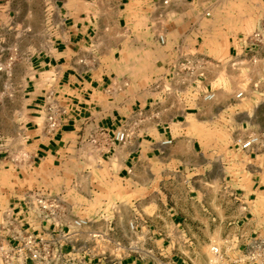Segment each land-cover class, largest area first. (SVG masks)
<instances>
[{"label": "crops", "instance_id": "obj_1", "mask_svg": "<svg viewBox=\"0 0 264 264\" xmlns=\"http://www.w3.org/2000/svg\"><path fill=\"white\" fill-rule=\"evenodd\" d=\"M123 1L106 0L118 11V27L136 21L142 9L148 23L152 18L159 22L157 37L165 39L160 46H166L168 34L172 39L181 34L172 47L175 56L158 65L157 79L146 92L131 95L115 91L110 75L102 72L101 45L88 42L86 18L82 26L76 22L55 30L54 41L30 58L22 93L19 154L25 155L27 177L44 178L24 193L61 196L69 215L73 202L94 201L93 227L139 249L124 264H208L209 247L226 236L239 241L238 251L254 240L264 241V63L245 74L241 99L226 92L218 95L213 88L214 100L204 101L212 73L220 66L231 69L245 49L246 35L225 38L224 62L183 56L188 38L197 42L202 34L211 38L218 32L214 28L206 33L195 24L203 0H131L134 6L122 9ZM236 1L241 3L239 12H246L247 0H227L228 7ZM71 2L63 0L67 16ZM7 11L8 2L0 0V32L9 25ZM230 12L225 16H233ZM173 19L184 20L187 28L175 30ZM81 60L89 67H81ZM91 63L99 64L95 68ZM201 72L203 80L197 77ZM53 99L64 114L49 136L43 105ZM125 129L131 133L129 140L113 142V134ZM250 138H257L256 144L243 149ZM21 216L30 225L25 228L49 229L36 215ZM130 223L138 227L134 234Z\"/></svg>", "mask_w": 264, "mask_h": 264}, {"label": "rangeland", "instance_id": "obj_2", "mask_svg": "<svg viewBox=\"0 0 264 264\" xmlns=\"http://www.w3.org/2000/svg\"><path fill=\"white\" fill-rule=\"evenodd\" d=\"M5 1L8 2L9 25L6 30L0 32V48L3 50V55L0 57V150H2L0 158L7 159H3L4 161L0 163V222L4 210L23 199L26 196L24 190L31 189V183L42 178L38 175L27 177L24 171L25 165L15 162L20 152L17 134L23 126L21 124L24 118L22 93L29 79L30 58L44 51L54 41L55 30H59L64 24L69 27L76 22H79L78 26H82L84 25L82 19L86 18L85 25L90 27L88 42L91 40L97 46L101 45L98 50L102 72L110 75L115 91L126 90L131 95L146 92L148 85L154 83L158 73L156 68L161 62L175 56L172 47L178 44L181 37V34H178L172 39L168 34V43L166 46H160L157 42L159 22L156 18H152L151 23H148V14H142V9L138 12L139 17L136 21L131 19L129 24L118 27V11L107 5L106 0H72V8L69 12L71 14L68 16L64 14L63 0ZM195 1L198 0H187L189 4ZM123 2L122 9L134 6L131 0L129 3L128 0ZM203 2L204 10L195 19V24L197 28L206 30V33L214 28L218 29V32L210 36L211 38L206 37L207 34H202L197 42H192L188 38L183 44L185 46L182 47V54L188 57L198 54L224 62L223 59L228 57L225 38L233 39L238 35L251 33L258 16L264 9V0H247L246 12H239L241 3L238 1L234 2L232 7H228L229 0L228 2L203 0ZM142 7L144 8L140 5V8ZM241 8L244 9V6ZM229 10L233 16L226 17ZM153 13L154 9L150 3V14ZM143 16H145L144 20H142ZM172 21L175 30L188 26L184 20L182 22V19ZM164 24V27L169 28L167 23ZM170 27L173 28L172 25ZM106 28L114 31L106 32ZM195 38L197 36H194ZM79 63L81 67H89L83 60ZM93 64L91 63L90 66L96 68L99 63ZM217 70L212 73L215 77L210 82L212 87L208 86L209 93L213 92L214 88L218 95L226 92L234 98L237 93L246 90L248 81L245 79V72L237 73L221 66ZM82 201L73 202L71 215L88 219L94 225L95 202Z\"/></svg>", "mask_w": 264, "mask_h": 264}, {"label": "built area", "instance_id": "obj_3", "mask_svg": "<svg viewBox=\"0 0 264 264\" xmlns=\"http://www.w3.org/2000/svg\"><path fill=\"white\" fill-rule=\"evenodd\" d=\"M157 39L160 45L165 44L162 35ZM244 42V51L235 57L230 67L234 72L249 75L253 68L264 63V12ZM183 70L190 71V67ZM197 77L204 79L202 72ZM242 97V92L235 95V99ZM203 100H214V94L204 93ZM43 108L44 131L49 136L54 135L64 111L54 99L44 103ZM130 136L129 130L125 129L115 132L112 139L124 144ZM256 142L257 138H250L242 148L249 149ZM24 157L19 154L15 162L22 163ZM17 205L7 207L1 216L0 264H124L125 259L139 250L135 245L124 246L109 234L96 230L88 219L69 215L61 196L29 193L17 201ZM21 214L36 215V220L48 225L49 229L36 232L25 228L29 224L24 222ZM128 228L132 234L138 231L134 223ZM238 250L239 241L226 236L220 244L209 247L208 264H264V241L254 240L243 250Z\"/></svg>", "mask_w": 264, "mask_h": 264}]
</instances>
